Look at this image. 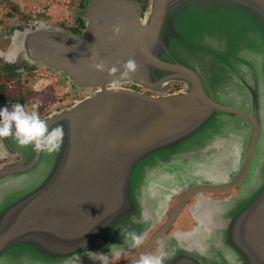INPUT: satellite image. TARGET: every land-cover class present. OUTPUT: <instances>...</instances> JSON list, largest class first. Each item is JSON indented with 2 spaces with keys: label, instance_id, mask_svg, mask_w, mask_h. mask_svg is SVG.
<instances>
[{
  "label": "water",
  "instance_id": "water-1",
  "mask_svg": "<svg viewBox=\"0 0 264 264\" xmlns=\"http://www.w3.org/2000/svg\"><path fill=\"white\" fill-rule=\"evenodd\" d=\"M78 18V33L37 20L1 40L4 63L54 72L80 99L43 117L62 126L58 151L0 137V264H108L182 192L142 252L264 264V0H84ZM192 198L194 225L164 237Z\"/></svg>",
  "mask_w": 264,
  "mask_h": 264
},
{
  "label": "rangeland",
  "instance_id": "rangeland-1",
  "mask_svg": "<svg viewBox=\"0 0 264 264\" xmlns=\"http://www.w3.org/2000/svg\"><path fill=\"white\" fill-rule=\"evenodd\" d=\"M84 0H0V44L4 36L15 29L43 20L65 31L78 25L77 17ZM22 62V60H18ZM17 61V62H18ZM0 85L9 97L23 91L27 100L40 108L42 113L50 114L58 109H66L80 99L61 76L41 68H22V75L11 81L1 69ZM22 65V64H21ZM31 111L32 107H25Z\"/></svg>",
  "mask_w": 264,
  "mask_h": 264
},
{
  "label": "clouds",
  "instance_id": "clouds-1",
  "mask_svg": "<svg viewBox=\"0 0 264 264\" xmlns=\"http://www.w3.org/2000/svg\"><path fill=\"white\" fill-rule=\"evenodd\" d=\"M119 32L118 27L113 28V34ZM97 70H103L102 64L93 65ZM124 71L122 75H127L133 72L136 68L135 62L128 59L122 65ZM115 71V68L110 69ZM63 129L61 125L49 127L46 120L41 118L33 105L31 111H27L21 103L12 104L11 107H0V137L12 136L18 145L26 146L31 144L36 151H47L49 153L58 151L63 140ZM131 240L130 248L138 246L142 239L143 234L135 232H128L125 234ZM88 256L92 260H99L101 264H106L108 256L99 252L93 253ZM118 256L119 253L113 254ZM93 256L95 259H93ZM166 256L162 252L156 254H148L142 252L134 258L132 264H164ZM79 257H76L78 262Z\"/></svg>",
  "mask_w": 264,
  "mask_h": 264
},
{
  "label": "flooded vegetation",
  "instance_id": "flooded-vegetation-1",
  "mask_svg": "<svg viewBox=\"0 0 264 264\" xmlns=\"http://www.w3.org/2000/svg\"><path fill=\"white\" fill-rule=\"evenodd\" d=\"M135 1H137L140 4V6L142 7L143 10L145 9L144 8L145 2L143 0H135ZM77 23H78L77 27L71 28V29H69V31H71L72 33H76L74 31H76L77 29L81 30L82 28H80L79 22H77ZM25 67L28 70L30 69L27 66H25ZM126 87H130L133 90H138L137 88L129 86V85H127ZM179 88H180V86L175 84L171 91L172 92L178 91ZM17 93L18 94L15 97H9V95L7 93H4V96H2L0 98V101L3 103H13V104L21 103L22 105H24V107H28V106L33 107V103L31 102L32 100L31 101L27 100L24 96L25 94L23 91H18ZM145 94L150 95V93H145ZM61 110H63V109H58L57 111H61ZM36 111L38 112V114L40 115L41 118L48 115V114L42 113L41 109L37 108V107H36ZM232 192L233 191L226 193V194H204V196L217 199V198L227 197ZM182 194H183V192L171 200V202L169 204L168 211H167L166 215L163 217L161 223L150 232L149 236L144 240V242L140 245V247L137 248V250L134 253H131L128 256H125V257H122V258L117 259L115 261H112L108 264H119L123 261H126V260L138 255L140 252H142V250L145 247L146 243L148 242L149 238H151V236H153L156 233V231L161 227V225L163 224L165 219L169 216V214L172 212L173 208L176 206V204L180 200ZM194 202H195V198H192L187 202V204L185 205V207H184L183 211L181 212V214L179 215V217H177V219L170 226V228L167 229L165 231V233L163 234L164 237L168 236L170 233H172L174 230H176L179 227H182L183 229H190L194 225V222L192 221V219L191 218L189 219L186 216V212H185L187 210V208L189 206H191ZM156 248H157V245L154 244L153 246L150 247V249L147 251V253L148 254H154L156 251Z\"/></svg>",
  "mask_w": 264,
  "mask_h": 264
},
{
  "label": "trees",
  "instance_id": "trees-1",
  "mask_svg": "<svg viewBox=\"0 0 264 264\" xmlns=\"http://www.w3.org/2000/svg\"><path fill=\"white\" fill-rule=\"evenodd\" d=\"M145 2L144 4V8H145V5H146V1L147 0H143ZM81 8H82V4H81ZM77 21L79 22L80 24V28L83 29V21L80 19V18H77ZM80 30H76L74 32L78 33ZM22 64V65H21ZM1 69L2 71H4V73L6 74V76L9 78V80L11 81H14L16 79H18L21 75H22V68H24L25 66H27L28 68H31V66L27 65L25 62H15L13 64H7V63H2L1 64ZM4 86L3 85H0V98L2 96H4Z\"/></svg>",
  "mask_w": 264,
  "mask_h": 264
},
{
  "label": "crops",
  "instance_id": "crops-1",
  "mask_svg": "<svg viewBox=\"0 0 264 264\" xmlns=\"http://www.w3.org/2000/svg\"><path fill=\"white\" fill-rule=\"evenodd\" d=\"M78 18V17H77Z\"/></svg>",
  "mask_w": 264,
  "mask_h": 264
}]
</instances>
